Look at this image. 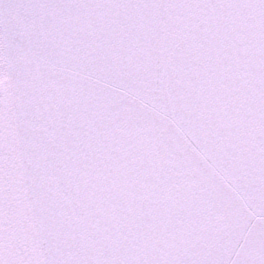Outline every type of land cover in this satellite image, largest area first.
I'll use <instances>...</instances> for the list:
<instances>
[{
  "label": "snow or ice",
  "instance_id": "6c2138e0",
  "mask_svg": "<svg viewBox=\"0 0 264 264\" xmlns=\"http://www.w3.org/2000/svg\"><path fill=\"white\" fill-rule=\"evenodd\" d=\"M0 264H264V0H0Z\"/></svg>",
  "mask_w": 264,
  "mask_h": 264
}]
</instances>
